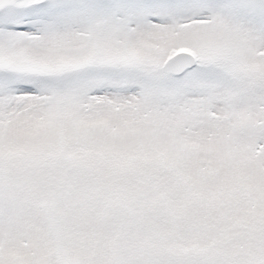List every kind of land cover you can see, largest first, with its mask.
<instances>
[{
    "label": "snow or ice",
    "instance_id": "1",
    "mask_svg": "<svg viewBox=\"0 0 264 264\" xmlns=\"http://www.w3.org/2000/svg\"><path fill=\"white\" fill-rule=\"evenodd\" d=\"M0 264H264V0H0Z\"/></svg>",
    "mask_w": 264,
    "mask_h": 264
}]
</instances>
